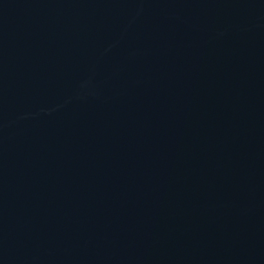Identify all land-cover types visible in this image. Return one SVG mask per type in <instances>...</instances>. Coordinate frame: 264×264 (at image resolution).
Instances as JSON below:
<instances>
[{
    "label": "water",
    "instance_id": "95a60500",
    "mask_svg": "<svg viewBox=\"0 0 264 264\" xmlns=\"http://www.w3.org/2000/svg\"><path fill=\"white\" fill-rule=\"evenodd\" d=\"M0 264H264V0H0Z\"/></svg>",
    "mask_w": 264,
    "mask_h": 264
}]
</instances>
